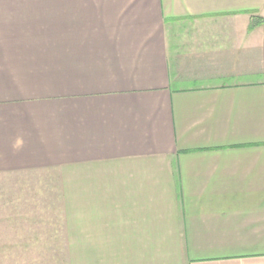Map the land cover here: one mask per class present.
Wrapping results in <instances>:
<instances>
[{
	"label": "crops",
	"instance_id": "0c3cea01",
	"mask_svg": "<svg viewBox=\"0 0 264 264\" xmlns=\"http://www.w3.org/2000/svg\"><path fill=\"white\" fill-rule=\"evenodd\" d=\"M23 227L264 264V0H0V249Z\"/></svg>",
	"mask_w": 264,
	"mask_h": 264
},
{
	"label": "rangeland",
	"instance_id": "374dc122",
	"mask_svg": "<svg viewBox=\"0 0 264 264\" xmlns=\"http://www.w3.org/2000/svg\"><path fill=\"white\" fill-rule=\"evenodd\" d=\"M14 224L15 226H11L9 231L16 233L19 229L16 226L17 223ZM22 230L24 234L19 236L15 234L10 235L9 250L0 249V264H68V259L71 261L74 255L80 256L81 252L79 251L68 252L61 249L63 246L61 245L63 243L61 241H59V244H55L54 242H50L49 244L47 240L57 239L58 235L41 236V234L47 231H44V228L41 229L42 232L38 235H34L33 232L29 233L33 231V228L23 227Z\"/></svg>",
	"mask_w": 264,
	"mask_h": 264
},
{
	"label": "clouds",
	"instance_id": "9594fccd",
	"mask_svg": "<svg viewBox=\"0 0 264 264\" xmlns=\"http://www.w3.org/2000/svg\"><path fill=\"white\" fill-rule=\"evenodd\" d=\"M86 216H84L83 214L77 213V219L78 221L82 222V223H86L85 222V218Z\"/></svg>",
	"mask_w": 264,
	"mask_h": 264
}]
</instances>
